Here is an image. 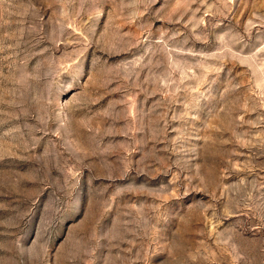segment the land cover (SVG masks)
<instances>
[{
    "label": "rangeland",
    "instance_id": "obj_1",
    "mask_svg": "<svg viewBox=\"0 0 264 264\" xmlns=\"http://www.w3.org/2000/svg\"><path fill=\"white\" fill-rule=\"evenodd\" d=\"M0 264H264V0H0Z\"/></svg>",
    "mask_w": 264,
    "mask_h": 264
}]
</instances>
